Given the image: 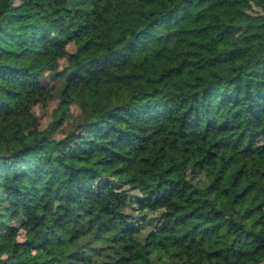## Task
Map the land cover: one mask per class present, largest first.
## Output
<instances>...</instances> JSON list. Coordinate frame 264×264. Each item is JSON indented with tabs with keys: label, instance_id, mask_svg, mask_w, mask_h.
Returning a JSON list of instances; mask_svg holds the SVG:
<instances>
[{
	"label": "trees",
	"instance_id": "1",
	"mask_svg": "<svg viewBox=\"0 0 264 264\" xmlns=\"http://www.w3.org/2000/svg\"><path fill=\"white\" fill-rule=\"evenodd\" d=\"M0 232V264H264V0H0Z\"/></svg>",
	"mask_w": 264,
	"mask_h": 264
},
{
	"label": "rangeland",
	"instance_id": "2",
	"mask_svg": "<svg viewBox=\"0 0 264 264\" xmlns=\"http://www.w3.org/2000/svg\"><path fill=\"white\" fill-rule=\"evenodd\" d=\"M53 33L55 35V39H54V46H61L62 43H64L66 41V38L69 34H73L75 32V30L81 29L80 32L82 33L74 42H76L77 45H81L83 44L85 41H87L90 37V31L87 27L83 26L82 24H80L79 22H75L72 25H66V26H61L58 24H54L53 25ZM74 42L71 43H67V48L68 50H72L74 49ZM29 123H30V127L32 128L33 124L31 119H29ZM43 123L40 122V129L43 128ZM1 235V232H0ZM23 232H20L19 234V239L23 238Z\"/></svg>",
	"mask_w": 264,
	"mask_h": 264
}]
</instances>
